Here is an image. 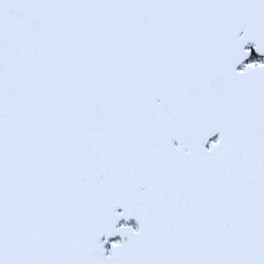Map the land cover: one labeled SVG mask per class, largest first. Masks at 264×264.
<instances>
[{
	"label": "snow or ice",
	"instance_id": "snow-or-ice-1",
	"mask_svg": "<svg viewBox=\"0 0 264 264\" xmlns=\"http://www.w3.org/2000/svg\"><path fill=\"white\" fill-rule=\"evenodd\" d=\"M0 264H264V0H0Z\"/></svg>",
	"mask_w": 264,
	"mask_h": 264
}]
</instances>
